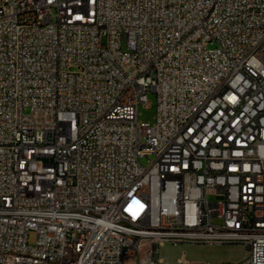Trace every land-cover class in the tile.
Segmentation results:
<instances>
[{"label":"built area","instance_id":"2783aa9c","mask_svg":"<svg viewBox=\"0 0 264 264\" xmlns=\"http://www.w3.org/2000/svg\"><path fill=\"white\" fill-rule=\"evenodd\" d=\"M165 242L264 264V0H0V264Z\"/></svg>","mask_w":264,"mask_h":264},{"label":"rangeland","instance_id":"374dc122","mask_svg":"<svg viewBox=\"0 0 264 264\" xmlns=\"http://www.w3.org/2000/svg\"><path fill=\"white\" fill-rule=\"evenodd\" d=\"M102 44H106V38L102 39ZM123 47L126 49L125 37L123 38ZM148 106L141 105L139 119L142 122H148L154 125L157 113V97L151 92L148 95ZM153 160V156H150ZM142 164L148 165V158L141 159ZM35 233H31V240ZM247 245L243 243H204V242H165L160 247L159 260L162 263H176L179 260L189 262H218L221 264H235L242 260L247 253ZM145 256V253H142Z\"/></svg>","mask_w":264,"mask_h":264}]
</instances>
